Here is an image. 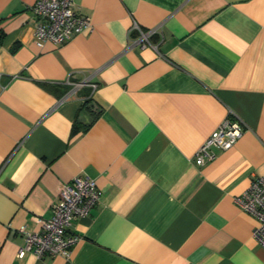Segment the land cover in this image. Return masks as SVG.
<instances>
[{
	"label": "crops",
	"instance_id": "1",
	"mask_svg": "<svg viewBox=\"0 0 264 264\" xmlns=\"http://www.w3.org/2000/svg\"><path fill=\"white\" fill-rule=\"evenodd\" d=\"M35 1L0 0V264H264L237 202L264 175V0H75L92 30L60 46L35 43ZM227 117L241 137L197 165ZM79 175L100 200L69 258H19Z\"/></svg>",
	"mask_w": 264,
	"mask_h": 264
},
{
	"label": "built area",
	"instance_id": "2",
	"mask_svg": "<svg viewBox=\"0 0 264 264\" xmlns=\"http://www.w3.org/2000/svg\"><path fill=\"white\" fill-rule=\"evenodd\" d=\"M75 0H36L31 7L34 15L35 43L42 46L49 41L60 46L84 31H91L90 18L77 13ZM137 30L139 36L132 43L141 47L151 45L150 36L158 29L143 31L134 21L130 29ZM70 93L82 86L89 85L93 90L96 84L89 82L67 81ZM243 122L233 117L224 119L211 135L200 145L194 155L199 166L215 157L214 149L228 150L241 137ZM100 200V190L96 181L86 175H79L62 185L59 200L51 205L48 218L34 217L38 229L21 227L24 244L18 249L17 256L22 258L27 252L38 258H69L78 237L69 232V226L75 218L86 217ZM240 207L257 220L253 239L264 249V175L253 177L249 187L237 199Z\"/></svg>",
	"mask_w": 264,
	"mask_h": 264
},
{
	"label": "trees",
	"instance_id": "3",
	"mask_svg": "<svg viewBox=\"0 0 264 264\" xmlns=\"http://www.w3.org/2000/svg\"><path fill=\"white\" fill-rule=\"evenodd\" d=\"M0 41H1V35H0ZM41 86H43L44 88H46L48 91H53L52 88L45 84V83H41ZM67 90L70 89V86H66ZM90 99H86L83 108L86 109V111L90 114L89 109H87V104L90 103ZM92 114V113H91ZM99 113H93L92 114V120L91 121H87V122H75L72 128V134L78 133V132H84L87 131L89 129V127L91 126V124L94 122V120H96V118L98 117Z\"/></svg>",
	"mask_w": 264,
	"mask_h": 264
}]
</instances>
